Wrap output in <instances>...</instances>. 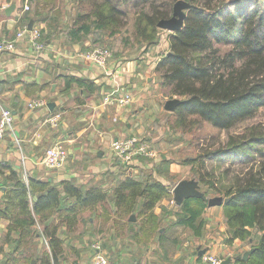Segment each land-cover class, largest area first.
<instances>
[{
    "label": "trees",
    "instance_id": "obj_1",
    "mask_svg": "<svg viewBox=\"0 0 264 264\" xmlns=\"http://www.w3.org/2000/svg\"><path fill=\"white\" fill-rule=\"evenodd\" d=\"M68 2L71 24L64 32L68 47L89 42L84 51L107 49L108 40L130 28L123 46L130 39L141 55L156 47L161 33L158 23L171 18L177 3L188 5L182 28L168 34L167 52L155 68L162 87L180 99L170 112L174 122L165 126L166 134L175 138V130L206 124L226 136L225 145L203 148L199 142L194 146L196 156L184 160V165L191 166L190 179L207 199H230L221 205L229 243L252 240L253 253L247 262L239 258L236 264H264V130L254 124L264 111V0ZM244 124L248 126L235 132ZM159 137L164 138L163 134L145 138L151 150L156 151L157 141L152 140ZM113 163L117 166L112 169L119 172H107L112 187L104 191L97 184L53 183L28 175L24 179L9 163L0 162V221L8 222L3 237L9 249L5 264H63L66 257L58 230L64 225L71 231L82 212L106 204L114 206L117 218L135 216L133 224L126 223L138 243L153 236L160 243L171 242L175 227L202 236L207 202L194 198L174 205L175 210L167 206L173 200L172 186L156 177L168 176L170 159L160 160L151 172L140 169L133 175L126 170L133 164L124 166L117 159ZM160 216L176 219L165 225L163 233ZM36 238L46 245L39 252Z\"/></svg>",
    "mask_w": 264,
    "mask_h": 264
},
{
    "label": "crops",
    "instance_id": "obj_2",
    "mask_svg": "<svg viewBox=\"0 0 264 264\" xmlns=\"http://www.w3.org/2000/svg\"><path fill=\"white\" fill-rule=\"evenodd\" d=\"M23 2L0 0V41L14 44L13 51L0 53V100L14 114L13 133L6 134L0 142V162L9 163L22 177L26 173L53 183L97 184L104 191H110L112 185L106 174L119 172L111 166L114 159L111 142L140 137V129L136 128L141 121L139 117L149 119L155 104L161 103H146L147 98L154 100L152 94L163 100L159 107L163 111L169 99H176L168 88L162 87L160 75L155 72L160 56L156 49L152 57L148 53L134 62L122 63L125 58L113 56L107 67L100 69L77 57L89 48V42L68 47L64 37L59 42L52 38L53 33L66 30V0H30L27 11H23ZM29 26L38 30L44 39V50L37 56L32 53L28 40H15ZM78 80L88 83L79 84ZM116 85L131 94V102L126 106L103 105L101 98ZM36 99L43 100L45 105L32 110L28 104ZM53 119L57 120L56 126L50 122ZM57 143L66 149L67 162L58 170H48L40 160L44 150ZM165 159L169 158L159 156V160ZM159 160L152 164V160L134 157L133 167L127 168V172L132 175L140 169L151 172L160 164ZM175 165L172 161L168 169L174 180L164 175L156 177L172 189L177 183L190 180L178 179L172 170ZM188 174H191L190 168ZM170 204L176 205L173 200ZM134 217H115L112 204L82 212L71 231L64 225L58 230L57 236L63 240L66 252L63 264H92L90 246L98 240L110 264H207L202 258L208 254L236 264L252 250V240L229 243L221 205L205 209L206 223L201 237L175 227L169 235L172 241L165 243H160L158 236L138 243L133 229L126 223L133 224ZM169 222L175 223V216L162 218L164 227L160 233ZM7 225V221H0V240L7 232ZM35 241L39 252L44 244L39 243V238ZM8 253L7 244L1 243L0 264L6 263Z\"/></svg>",
    "mask_w": 264,
    "mask_h": 264
},
{
    "label": "rangeland",
    "instance_id": "obj_3",
    "mask_svg": "<svg viewBox=\"0 0 264 264\" xmlns=\"http://www.w3.org/2000/svg\"><path fill=\"white\" fill-rule=\"evenodd\" d=\"M56 1H59V0H56ZM180 6H188V5L184 2L177 3L174 6L172 16H173L174 10ZM66 9H67L66 10V15H67L66 16V27H67V26H70V24H71V21L68 19L69 14H67L68 11L70 10V4H69L68 0H66ZM87 11H88V9H87ZM130 24H129V26H130ZM128 30L129 31H127V32L123 31L119 36L115 37L113 40L107 41V50L110 49L109 52L111 53V55L114 53H117L119 56H121V58L126 59V60H123L122 63H126V61H129V60L134 62V60L136 61L137 58L145 57V55H141V51L136 50L137 46L134 45L130 39L128 41V45L123 46L122 39L123 38H130L131 29L128 28ZM64 32H65V29L52 34L53 35L52 38L55 40V42L58 41L59 39L61 40V38L64 37ZM168 34H171V33L168 31H165V30H161L159 40L156 44L157 47L153 48L149 54L151 57H152V54H154L153 50L155 51V49L160 56L159 59H161L163 57L164 53L167 52V47H168L167 36H168ZM41 40L44 41L42 36H41ZM153 57H155V55ZM112 58H113V55L111 56V59ZM121 66H119V67H121ZM162 94L166 95L164 93H162ZM151 96L154 97V100L152 101V100H150V98H147L146 103L149 102V104H151V105H154V103H158V102L163 103V100L161 98H158V97L155 98L156 97L155 94H152ZM103 98H101L102 104H103ZM176 99L180 100L177 97H176ZM161 103L159 104L160 106H161ZM156 106L157 105L155 104V109L153 108L155 111L150 112L152 115H150L149 119L139 117V120H141V121L136 128L140 129V137L136 138V139H138V140L142 139L143 143H146L149 146V143L146 142L145 138L154 139L158 135L163 134L164 138L159 137V138H157L159 140H152L153 142L157 141V142H155L156 147H157V148H155L157 154L159 156L165 155L171 161L176 163V165L172 167V170H173V172H175V175H177L176 177H178V179H190L191 174H188V169L191 168V166L184 165V160H186L187 158L196 156L197 151L194 148V146H196V145L198 146L199 142H201L200 144H201V146H203V148H205L207 146H212V145H214V146L225 145L227 138L224 134L219 133L214 128H212L211 126L206 125V124H203V125L197 124L191 130L189 129V131H182V130L176 131L175 130V132H174V134L176 135L175 138L168 136L166 134L165 126H167L168 124L171 125L174 122V118L172 116L173 113H170V112L167 113V111H163L162 107L159 109L160 106H157V109H156ZM258 116L259 117L254 120V124H256V123L261 124V128L264 130V111L259 113ZM158 121H159V123H158ZM137 122H138V119H137ZM247 126H248L247 124L240 126L238 129H236L235 132H240L241 130H243ZM202 142H204V143L202 144ZM114 159H112V160L114 161ZM113 161L111 162V166L112 165L117 166V164L113 163ZM226 168H227V165L223 166L222 168H220V172H222V170L226 169ZM176 177H175V179H177ZM168 178L169 179L173 178V180H174V176H170L169 171H168ZM220 199L222 200V198H220ZM167 206L172 208L173 205L169 203V205H167ZM1 243H3V238H1V240H0V245H1ZM106 256L108 257L107 254H106ZM65 257H66V252H65ZM108 259H109V257H108ZM109 264H110V259H109Z\"/></svg>",
    "mask_w": 264,
    "mask_h": 264
},
{
    "label": "built area",
    "instance_id": "obj_4",
    "mask_svg": "<svg viewBox=\"0 0 264 264\" xmlns=\"http://www.w3.org/2000/svg\"><path fill=\"white\" fill-rule=\"evenodd\" d=\"M23 11L29 10L30 0H23ZM26 39L29 42L34 56L39 55L44 50V44L41 40V33L36 29L25 28L16 35L15 40ZM14 44L12 41L1 40L0 41V53L13 51ZM79 59L88 61L94 64L100 69H105L111 59V53L109 50L101 47H96L92 50L83 51L78 53ZM131 94L122 90L119 85L108 94L104 95L103 105L105 106H126L131 102ZM45 105L44 101L40 99L32 100L28 106L30 109L35 110L42 108ZM56 119L59 115L55 116ZM55 119L50 120L53 126H56ZM14 114L11 110L6 108L0 100V142L5 138L6 134L13 133ZM111 150L114 154V158L117 159L121 165L131 164L134 157H140L145 160H158L159 156L156 151L151 150L150 147L136 138L120 141L114 140L111 142ZM67 152L62 144H54L47 147L44 150L43 156L40 160V164L48 170H58L64 166L67 162ZM24 158H22V164L24 165ZM26 179V175H24ZM173 203V202H172ZM46 244V243H45ZM91 262L92 264H109V259L106 256L102 243L98 240L90 246ZM203 261L207 264H221L222 260L212 254L203 256Z\"/></svg>",
    "mask_w": 264,
    "mask_h": 264
},
{
    "label": "water",
    "instance_id": "obj_5",
    "mask_svg": "<svg viewBox=\"0 0 264 264\" xmlns=\"http://www.w3.org/2000/svg\"><path fill=\"white\" fill-rule=\"evenodd\" d=\"M188 6H180L174 10L173 16L168 20H162L158 23V28L165 30L174 34L182 28L183 20L185 17L184 11ZM30 30V26H29ZM180 100L178 99H169L165 103V110L167 112H174L179 106ZM173 201L175 204L179 205L183 200L186 199H200L203 202H207V207L220 206L226 204L230 199L221 200L220 198H210L207 199L206 196L198 190V184L195 180L190 179L187 181H181L177 183L172 189ZM253 253V250L246 252L242 260L247 261L248 257ZM230 260L222 261L221 264H229Z\"/></svg>",
    "mask_w": 264,
    "mask_h": 264
},
{
    "label": "bare ground",
    "instance_id": "obj_6",
    "mask_svg": "<svg viewBox=\"0 0 264 264\" xmlns=\"http://www.w3.org/2000/svg\"><path fill=\"white\" fill-rule=\"evenodd\" d=\"M112 56V55H111ZM131 164H133V161L131 162ZM26 175V173L23 174V176Z\"/></svg>",
    "mask_w": 264,
    "mask_h": 264
}]
</instances>
